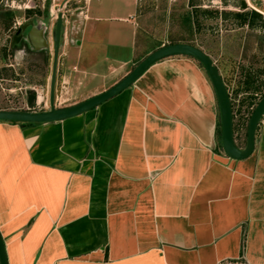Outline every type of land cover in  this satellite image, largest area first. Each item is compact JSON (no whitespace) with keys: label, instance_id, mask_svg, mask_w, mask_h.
Masks as SVG:
<instances>
[{"label":"crops","instance_id":"0c3cea01","mask_svg":"<svg viewBox=\"0 0 264 264\" xmlns=\"http://www.w3.org/2000/svg\"><path fill=\"white\" fill-rule=\"evenodd\" d=\"M72 1L80 3L66 7ZM101 1L78 8L84 17L65 46L79 50L58 64L56 99L61 77L72 105L177 43L145 46L141 0L111 7ZM219 120L200 63L176 56L74 118L0 122V233L8 263L215 264L245 257L264 264V117L245 160L223 152Z\"/></svg>","mask_w":264,"mask_h":264},{"label":"rangeland","instance_id":"374dc122","mask_svg":"<svg viewBox=\"0 0 264 264\" xmlns=\"http://www.w3.org/2000/svg\"><path fill=\"white\" fill-rule=\"evenodd\" d=\"M64 1L19 0L14 8H0V108L37 112L50 109L53 32L58 15H65L60 62L68 58L69 51L79 50L75 43L65 44L75 38V29L84 17L78 10L85 5L84 0L79 4L72 1L61 9ZM238 1L141 0L138 20L146 47L160 41L192 44L213 59L235 102L234 136L236 143L244 148L250 117L264 95V17L254 26L243 24L238 15L252 11L240 9ZM98 2L100 0H94V4ZM101 2L106 7L122 4V0ZM37 19L48 26L49 49L41 54L20 43L14 50L16 32L25 23ZM98 26L107 30L108 24ZM202 69L205 71L203 66ZM59 80L61 97L55 100V105L57 108L71 106L75 100L63 98L70 93L63 88L61 77ZM249 81L253 83L250 87ZM33 94L34 104L31 105ZM219 122L221 124V120Z\"/></svg>","mask_w":264,"mask_h":264},{"label":"water","instance_id":"95a60500","mask_svg":"<svg viewBox=\"0 0 264 264\" xmlns=\"http://www.w3.org/2000/svg\"><path fill=\"white\" fill-rule=\"evenodd\" d=\"M69 1L71 0H65L61 5V8H64L65 4ZM242 5L245 7L244 3H242ZM28 28L29 31L27 32L25 41L28 42L32 50L34 52H40L49 49L50 43L47 37V24L41 19H37L36 22L29 21L19 29V32H25ZM64 30V15L63 13H60L53 32V64L50 79V109L42 112L0 110V122L45 124L74 118L101 106L105 102L130 88L142 75L147 72L150 67L157 62L171 57L187 56L197 60L203 65L204 70L215 90L220 109L222 148L225 155L234 160H245L254 153L257 130L264 117V95L258 102L250 117L247 128L246 146L244 148H240L238 147L234 136V114L229 90L213 59L204 50L192 44L175 43L164 45L145 57L124 79L108 90L78 104L57 108L55 105L56 83ZM0 264H9L4 239L1 233Z\"/></svg>","mask_w":264,"mask_h":264},{"label":"built area","instance_id":"2783aa9c","mask_svg":"<svg viewBox=\"0 0 264 264\" xmlns=\"http://www.w3.org/2000/svg\"><path fill=\"white\" fill-rule=\"evenodd\" d=\"M18 1L19 0H0V8H14L18 3ZM238 3L240 9L244 11L250 10L264 17V0H239ZM242 3L245 4V7H243ZM67 4L68 2L65 4L64 8H66ZM64 19H65V15H64ZM215 264H250V263L245 257H240L236 259L220 260Z\"/></svg>","mask_w":264,"mask_h":264},{"label":"trees","instance_id":"16d2710c","mask_svg":"<svg viewBox=\"0 0 264 264\" xmlns=\"http://www.w3.org/2000/svg\"><path fill=\"white\" fill-rule=\"evenodd\" d=\"M238 18H240L241 22L243 24L245 23H249L251 24L252 26H254L256 24V22L258 20H261L263 19L262 15L256 13V12H251V13H243V14H239L238 15ZM172 44H175V43H172ZM26 45V44H25ZM27 46V45H26ZM16 47H14L13 49L15 50ZM41 54H44V51L40 52ZM201 66H203L202 64H200ZM248 84V87H250L249 85H252L253 83L251 81L247 82ZM250 90V89H249ZM247 92V91H246ZM34 94L33 96L30 98V104L33 105L34 104ZM232 100V98H231ZM232 107H233V114H234V133L236 131V111H235V102L234 100H232ZM23 124H27V123H23ZM221 124L219 125V128H218V140L220 142V145L222 147V132H221ZM247 142V141H246ZM238 145V144H237ZM238 147L242 148V146L238 145Z\"/></svg>","mask_w":264,"mask_h":264},{"label":"flooded vegetation","instance_id":"af4514ba","mask_svg":"<svg viewBox=\"0 0 264 264\" xmlns=\"http://www.w3.org/2000/svg\"><path fill=\"white\" fill-rule=\"evenodd\" d=\"M18 32H19V30L16 32V36L13 39V46L15 47V46H17V44L22 43V44H26L31 49V46L28 44V42L25 41V37H26L28 31L26 30L25 32L24 31H21L19 33ZM40 52H42V51H40Z\"/></svg>","mask_w":264,"mask_h":264}]
</instances>
